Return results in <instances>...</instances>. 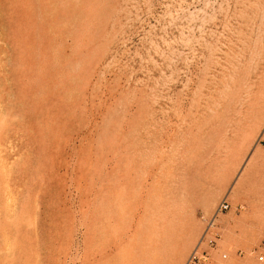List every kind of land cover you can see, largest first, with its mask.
I'll use <instances>...</instances> for the list:
<instances>
[{
  "label": "rangeland",
  "instance_id": "374dc122",
  "mask_svg": "<svg viewBox=\"0 0 264 264\" xmlns=\"http://www.w3.org/2000/svg\"><path fill=\"white\" fill-rule=\"evenodd\" d=\"M263 129L264 0H0V264H264Z\"/></svg>",
  "mask_w": 264,
  "mask_h": 264
},
{
  "label": "built area",
  "instance_id": "2783aa9c",
  "mask_svg": "<svg viewBox=\"0 0 264 264\" xmlns=\"http://www.w3.org/2000/svg\"><path fill=\"white\" fill-rule=\"evenodd\" d=\"M263 134H264V129H263ZM230 204L227 200H223L222 203L219 205L217 212H224L225 210H227L229 208ZM216 244V240L215 239H211L209 241V245L214 246ZM227 255L223 254V257L225 258ZM209 253L206 250H203L201 252V254H198V250L194 251V253L191 255L190 259H189V263H192L193 261H196L200 264H209ZM260 259L263 260L264 256H260Z\"/></svg>",
  "mask_w": 264,
  "mask_h": 264
},
{
  "label": "bare ground",
  "instance_id": "6f19581e",
  "mask_svg": "<svg viewBox=\"0 0 264 264\" xmlns=\"http://www.w3.org/2000/svg\"><path fill=\"white\" fill-rule=\"evenodd\" d=\"M209 1H210V0H209ZM208 5H209V4H208ZM248 9H249V8H248ZM202 10H203V9H202ZM262 11H263V10H262ZM260 14H261V13H260ZM193 18H194V17H193ZM202 19H203V18H202ZM204 19H205V18H204ZM258 19H259V18H258ZM202 22H203V21H202ZM200 27H201V26H200ZM193 28H194V27H193ZM193 28H192V29H193ZM190 29H191V28H190ZM233 32H234V31H233ZM248 99H249V98H248ZM259 121H260V120L257 119V120L253 123V126H252V128H251L252 130H254V129L257 127ZM245 168H246V167H245ZM251 169H252V168H251ZM209 203L212 204V201L209 202ZM209 203H208V204H209ZM213 222L216 223V222H217V219L214 218V219L212 220V223H213ZM212 223H211V224H212Z\"/></svg>",
  "mask_w": 264,
  "mask_h": 264
}]
</instances>
